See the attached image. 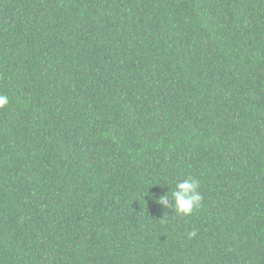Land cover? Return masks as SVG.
I'll list each match as a JSON object with an SVG mask.
<instances>
[{
	"label": "trees",
	"instance_id": "obj_1",
	"mask_svg": "<svg viewBox=\"0 0 264 264\" xmlns=\"http://www.w3.org/2000/svg\"><path fill=\"white\" fill-rule=\"evenodd\" d=\"M0 93V264H264V0H0Z\"/></svg>",
	"mask_w": 264,
	"mask_h": 264
},
{
	"label": "clouds",
	"instance_id": "obj_2",
	"mask_svg": "<svg viewBox=\"0 0 264 264\" xmlns=\"http://www.w3.org/2000/svg\"><path fill=\"white\" fill-rule=\"evenodd\" d=\"M9 104V97L0 93V109ZM200 183L197 179L191 177L180 180L175 184V188L159 196H153V200L158 205H163L165 209H171L179 216H191L201 205L203 196L199 191ZM171 201V203H170ZM196 235L195 232H189V238Z\"/></svg>",
	"mask_w": 264,
	"mask_h": 264
}]
</instances>
